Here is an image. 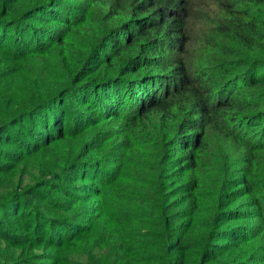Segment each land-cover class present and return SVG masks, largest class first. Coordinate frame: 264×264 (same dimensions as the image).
<instances>
[{
	"label": "trees",
	"instance_id": "obj_1",
	"mask_svg": "<svg viewBox=\"0 0 264 264\" xmlns=\"http://www.w3.org/2000/svg\"><path fill=\"white\" fill-rule=\"evenodd\" d=\"M39 1L0 0V264H264V0Z\"/></svg>",
	"mask_w": 264,
	"mask_h": 264
},
{
	"label": "rangeland",
	"instance_id": "obj_2",
	"mask_svg": "<svg viewBox=\"0 0 264 264\" xmlns=\"http://www.w3.org/2000/svg\"><path fill=\"white\" fill-rule=\"evenodd\" d=\"M40 1H41V0H40ZM40 1H39V2H40ZM37 249H38V250H41V248H37Z\"/></svg>",
	"mask_w": 264,
	"mask_h": 264
}]
</instances>
